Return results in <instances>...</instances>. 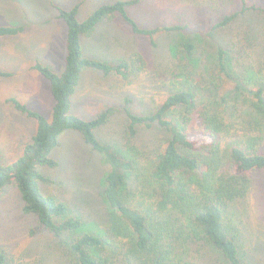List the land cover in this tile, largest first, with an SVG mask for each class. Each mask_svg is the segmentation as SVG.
<instances>
[{"label": "trees", "instance_id": "obj_1", "mask_svg": "<svg viewBox=\"0 0 264 264\" xmlns=\"http://www.w3.org/2000/svg\"><path fill=\"white\" fill-rule=\"evenodd\" d=\"M141 1L101 6L85 21L78 20L80 4L71 10L55 6L68 27L64 71L57 74L42 63L32 67L51 84L52 119L10 100L37 126L15 163L7 165L0 153V193L15 185L24 213L36 216L39 227L58 242L56 252L50 245L45 264H198L196 256L205 260L213 255L226 264H245L239 222L236 226L233 219L252 193L253 175L264 171V18L241 23L238 32L211 51L198 49L192 39L172 44L170 54L157 63L159 77L164 73L167 79L158 83L165 93L162 102L146 114L126 107V146L121 139L105 144L95 131L108 123L115 108L91 121L71 114L84 71L131 81L148 71L147 62L136 66L132 58L111 64L89 57L82 38L117 16L154 48L158 34L185 30L182 25L140 27L128 8ZM263 14V8L242 0L241 10L224 15L214 28L227 31L242 17ZM22 31L10 26L0 28V35ZM10 75L0 70V76ZM194 116L202 132L192 131ZM152 129L158 130L157 140L139 148L141 130ZM70 130L103 155L98 195L105 211L98 210L97 218L82 211L85 196L69 206L40 189V182H48L40 167L58 166L50 155ZM6 254L0 248V264H6Z\"/></svg>", "mask_w": 264, "mask_h": 264}, {"label": "rangeland", "instance_id": "obj_2", "mask_svg": "<svg viewBox=\"0 0 264 264\" xmlns=\"http://www.w3.org/2000/svg\"><path fill=\"white\" fill-rule=\"evenodd\" d=\"M118 1L130 0H0V28L23 27L17 35H0V70L11 74L0 76V153L7 165L23 156L24 146L35 134L37 126L35 120L17 110L10 100L16 98L30 110L52 119L55 101L51 84L32 67L42 63L57 74L64 71L68 27L58 18L55 6L71 10L80 4L78 20L85 21L101 6ZM247 2L264 9V0ZM241 8L242 0H142L128 8L140 27L185 26L182 32L158 34L156 48L151 46L148 38L135 35L120 17L105 21L90 37L82 38L86 55L111 64L134 58L135 65L140 66L145 60L148 71L126 81L118 75L106 76L86 69L74 96L71 114L91 121L107 109L115 108L114 115L96 129L95 135L105 144L121 139L122 146H126L129 136L125 131L128 125L125 108L129 107L134 114H146L162 102L165 93L158 83L167 79L163 78L164 73L159 77L157 63L161 57L170 54L169 47L192 39L198 49L211 51L221 42L228 41L232 31L238 32L241 23L264 18V14L248 15L227 31L214 28L224 15ZM127 99L131 100L130 105H127ZM202 126L201 120L194 116L192 131L202 132ZM157 131L141 130L137 146L140 148L142 142L149 144L151 140H157L154 139ZM261 148L264 154V142ZM50 157L58 162V166L40 167L41 174L48 179V182H40L42 193L69 206L85 196L87 203L83 204L82 211L86 215L97 218L100 211L104 212L98 195L104 170L103 155L86 144L80 133L70 130L60 136L59 146ZM252 179V193L239 205L233 223L237 226V220L239 222L245 264H264V171L256 172ZM21 197L15 185L0 193V248L7 253L6 264H45L50 245L56 252L58 242L39 227L36 216L24 213ZM216 257L203 260L196 256L195 260L198 264H226ZM213 258L217 261L211 260Z\"/></svg>", "mask_w": 264, "mask_h": 264}]
</instances>
